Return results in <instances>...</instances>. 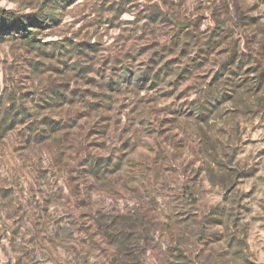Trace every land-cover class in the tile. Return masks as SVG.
<instances>
[{
    "label": "rangeland",
    "instance_id": "1",
    "mask_svg": "<svg viewBox=\"0 0 264 264\" xmlns=\"http://www.w3.org/2000/svg\"><path fill=\"white\" fill-rule=\"evenodd\" d=\"M0 9V264H264V0Z\"/></svg>",
    "mask_w": 264,
    "mask_h": 264
},
{
    "label": "trees",
    "instance_id": "2",
    "mask_svg": "<svg viewBox=\"0 0 264 264\" xmlns=\"http://www.w3.org/2000/svg\"><path fill=\"white\" fill-rule=\"evenodd\" d=\"M0 13L6 21L13 23V27L15 30H21V31L26 32V38L29 39V42L31 43H36L37 40H36L35 32L34 34L33 32H30V33L28 32L30 30L29 26L35 25V24L39 25L41 23L46 24L49 21V18H46V17H40L38 15L36 16L18 15L17 13L13 11L5 10V9H0ZM182 27H184V25Z\"/></svg>",
    "mask_w": 264,
    "mask_h": 264
},
{
    "label": "clouds",
    "instance_id": "3",
    "mask_svg": "<svg viewBox=\"0 0 264 264\" xmlns=\"http://www.w3.org/2000/svg\"><path fill=\"white\" fill-rule=\"evenodd\" d=\"M5 6H8V5H5Z\"/></svg>",
    "mask_w": 264,
    "mask_h": 264
}]
</instances>
